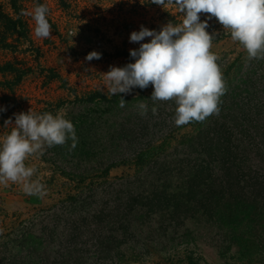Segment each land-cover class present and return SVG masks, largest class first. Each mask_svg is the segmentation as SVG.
<instances>
[{"label":"rangeland","instance_id":"1","mask_svg":"<svg viewBox=\"0 0 264 264\" xmlns=\"http://www.w3.org/2000/svg\"><path fill=\"white\" fill-rule=\"evenodd\" d=\"M37 3L48 8V38L34 35L35 23L29 13ZM208 15L201 13V20ZM181 18L174 5L161 6L152 0H0V106L7 109L0 113V134L11 130L12 125L4 127V122L13 113L32 109L55 115L62 109L78 138L75 148L68 140L25 161L27 166L36 167L33 179L38 176L45 185L44 195H29L20 184L10 181L0 183V242L20 236L22 226L43 236L52 229L61 236V228L85 215L90 206L107 211L124 201L125 192L142 191L139 182L129 183L133 182V167L115 165L106 169L105 161L111 154L105 149L111 137L110 131L97 123L103 112L104 117L111 116L108 123L115 122L116 130L129 129L133 136L139 135L141 127L153 125L143 141L159 139L160 134L166 137L159 163L170 178L166 182L169 190H175L179 157L183 156L179 142L188 129H179L174 123V101L153 102L151 84L111 95L104 89L101 74L109 66L134 62L129 51L139 44L129 42L131 32L139 31L141 25L159 31L161 26L179 23ZM208 24L207 31L216 33L210 51L218 57V66L225 67L244 49L215 17ZM92 51L101 58L86 60ZM121 97L124 107H120ZM141 102L148 105L146 115H140L137 108ZM164 160L171 162L163 164ZM185 226L194 229L197 223L190 221ZM200 251L206 264H223L212 247L202 245ZM164 257L153 254L135 264H159Z\"/></svg>","mask_w":264,"mask_h":264},{"label":"trees","instance_id":"2","mask_svg":"<svg viewBox=\"0 0 264 264\" xmlns=\"http://www.w3.org/2000/svg\"><path fill=\"white\" fill-rule=\"evenodd\" d=\"M219 68L226 88L219 112L179 126L188 131L179 142L175 190L159 163L166 137L143 141L153 125L133 136L103 112L97 123L111 137L106 169L133 167L129 183L142 191L125 192L107 211L90 206L61 236L22 226L20 236L0 242V264H135L153 254L165 256L159 264H206L202 245L223 264L264 262V58L242 50ZM190 221L194 229L185 226Z\"/></svg>","mask_w":264,"mask_h":264},{"label":"clouds","instance_id":"3","mask_svg":"<svg viewBox=\"0 0 264 264\" xmlns=\"http://www.w3.org/2000/svg\"><path fill=\"white\" fill-rule=\"evenodd\" d=\"M157 5H174L182 14L179 23L168 22L160 30L143 25L130 33L129 42L139 47L129 51L134 62L123 67L109 66L101 74L104 89L111 95L127 94L134 88H153L151 100L174 101V123L177 126L193 120L203 121L219 112L220 97L226 88L217 64L218 57L210 51L216 33L207 31L213 17L226 29L232 40L238 42L249 59L264 58V0H152ZM201 13L210 14L201 20ZM35 23L34 35L48 38L51 25L48 8L37 3L29 13ZM145 38H150L148 42ZM92 51L86 60L100 59ZM102 89V90H104ZM120 98V107L125 106ZM140 115H146L148 105H137ZM7 109L0 106V113ZM155 115V106L151 109ZM14 117V123H13ZM4 122L11 130L0 134V183L20 184L29 195H44L45 185L37 176L36 167L25 161L33 155H42L46 148L64 145L71 140V148L78 142L75 127L64 111L13 113Z\"/></svg>","mask_w":264,"mask_h":264}]
</instances>
